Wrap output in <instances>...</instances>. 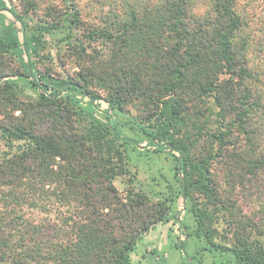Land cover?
Segmentation results:
<instances>
[{
  "label": "trees",
  "instance_id": "1",
  "mask_svg": "<svg viewBox=\"0 0 264 264\" xmlns=\"http://www.w3.org/2000/svg\"><path fill=\"white\" fill-rule=\"evenodd\" d=\"M125 2L126 12L114 23L118 35L91 34L109 39L110 60L84 68L107 93L105 108L85 73L60 80L40 73L32 61L48 46L47 37L80 23L78 12L63 26L32 27L0 0V57L12 54L23 68L18 82L0 74V90L21 82L37 95L30 109L37 124H0L3 137L25 145L0 167V185L28 178L47 183L59 173L68 188L45 192L67 208L56 226L29 219L23 206L36 208L34 203L20 191L9 194L14 203L9 221L0 222V264H132L142 236L173 219L185 237L175 249L187 264H204V253L226 256V264H264L260 242L241 237L234 247L216 243L208 210L187 201L172 215L183 199L180 176V190L159 198L157 214L145 218L140 214L150 201L124 202L114 185L117 176L129 174L131 149L173 157L186 195L198 192L215 207L221 199L212 180L214 161L221 159L232 173L256 176L264 169V33L257 36L238 0ZM135 100L146 113L142 118L124 111ZM0 116L6 117L1 108ZM203 142L212 149L194 164L192 149ZM145 258L165 264L157 250Z\"/></svg>",
  "mask_w": 264,
  "mask_h": 264
},
{
  "label": "rangeland",
  "instance_id": "2",
  "mask_svg": "<svg viewBox=\"0 0 264 264\" xmlns=\"http://www.w3.org/2000/svg\"><path fill=\"white\" fill-rule=\"evenodd\" d=\"M5 2L6 7L14 8L32 27H36L40 22L63 26L74 10L78 12L80 23L75 24L73 29H64L62 33L47 37L48 46L34 56L32 61L40 73L60 80L69 77L79 79L78 74L85 73L91 91L102 98L98 102L105 108H109L108 103L105 102L107 93L97 80L90 79L91 75L84 68L110 60L112 44L109 43V39L103 36L93 38L91 34L93 31H98L118 35L115 32L114 23L126 12L125 0H5ZM238 2L240 10H244L250 17L257 36L262 37L264 0H238ZM76 48H85L86 53L79 51L80 53L77 54ZM2 55L0 74L8 76L4 80L18 82L16 75L23 73L21 63L12 54ZM99 71H101L100 68ZM13 90L5 87L0 90V108L6 114V117L0 116V124L6 125L10 122L15 126L37 124L30 111L31 103L37 96L35 91L21 82L14 85ZM11 91L15 93V97L9 100L12 97ZM125 106L124 111L130 117L142 118L146 115L143 106L136 100ZM20 108L23 112L19 111ZM76 128L81 131L78 124ZM20 144L22 143L11 141L0 133V167L5 160L21 154L23 149L20 146L25 145ZM211 146L208 142L199 143L192 149L191 161L196 164L201 158L207 156L212 149ZM127 162L128 166L126 165L125 168H128L129 174L119 175L114 180L119 196L124 202L137 199L150 201V205L141 211L140 218H145L147 213L157 214L159 206L155 204H158L160 199L169 198L174 190L176 192L180 190L176 161L170 155H156L142 148L131 149ZM210 168L221 203L218 202V207H215L213 202L210 203L198 192L188 194L187 201L214 215L215 242L234 247L237 238L244 237L260 242L264 246V169L260 170L256 176L240 174L238 171L232 173L229 171V166L226 167L221 159L214 161ZM54 170L59 172L57 169ZM54 170L52 173L55 172ZM61 177L62 174L58 173L55 181L47 183L39 178H28L20 185H0V222L9 221L10 209L14 203L10 195L20 191L36 206V208L29 204L23 206L29 219L36 223L45 222L53 226L62 224L64 217L61 214L68 215L64 214L67 208L59 205L55 197L45 195V192L51 194L68 189L60 181ZM196 178L197 176L194 175L193 179ZM156 194L159 195L154 198ZM183 206L184 202L181 198L173 207L172 215H177L178 210L183 209ZM41 207L49 211L45 212L40 209ZM57 207H60L61 212L57 211ZM188 219L193 220V215ZM184 240L180 224L174 219L167 224L159 222L140 239L137 249L132 254V264H150L145 256L153 250L159 252L160 257L165 259V264H187L181 250L175 249L176 245ZM227 258L220 254L216 256L203 254L204 264H226Z\"/></svg>",
  "mask_w": 264,
  "mask_h": 264
},
{
  "label": "water",
  "instance_id": "3",
  "mask_svg": "<svg viewBox=\"0 0 264 264\" xmlns=\"http://www.w3.org/2000/svg\"><path fill=\"white\" fill-rule=\"evenodd\" d=\"M30 64H29V68H30ZM30 72H31V69H30ZM179 176L182 180V187H183V202L184 204H186L187 202V195H186V189H185V186H186V180H185V177L183 176V174L180 172L179 173Z\"/></svg>",
  "mask_w": 264,
  "mask_h": 264
}]
</instances>
